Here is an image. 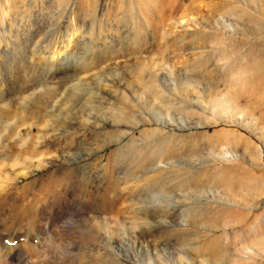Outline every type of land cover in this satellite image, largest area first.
Wrapping results in <instances>:
<instances>
[{
    "label": "rangeland",
    "instance_id": "rangeland-1",
    "mask_svg": "<svg viewBox=\"0 0 264 264\" xmlns=\"http://www.w3.org/2000/svg\"><path fill=\"white\" fill-rule=\"evenodd\" d=\"M7 52L0 264H264V0H0Z\"/></svg>",
    "mask_w": 264,
    "mask_h": 264
},
{
    "label": "bare ground",
    "instance_id": "bare-ground-1",
    "mask_svg": "<svg viewBox=\"0 0 264 264\" xmlns=\"http://www.w3.org/2000/svg\"><path fill=\"white\" fill-rule=\"evenodd\" d=\"M67 45V44H66ZM6 57H9V58H7V62H1V64L3 63V68H2V72H0V114L1 115H3V118L5 117V115H8L9 113H11L12 112V110H11V108L12 107H14V108H18V106L20 107V105H22V104H20L19 102H17L16 100H14V101H8V102H10V104H9V106H8V104L6 103V102H4V99H5V97L8 95H10V94H12V93H15V92H18L17 94H19V91H20V93L22 92V90H24L23 88H25L26 87V83H24L23 81H22V79H20V75H21V72H20V70H22L21 69V66L20 65H14L13 63L14 62H11V61H13L14 59H13V53H12V55H11V53L10 52H7L6 53ZM17 56V55H16ZM18 60V59H17ZM15 61V60H14ZM16 62V61H15ZM25 74V73H24ZM16 94V93H15ZM14 94V95H15ZM18 96V95H17ZM28 96V95H27ZM27 96H23V98L24 97H27ZM19 97H20V95H19ZM22 98V97H21ZM22 98V99H23ZM21 99V100H22ZM6 100V99H5ZM27 100V99H26ZM23 101H25V99H23L22 100V102ZM25 104H26V101L24 102ZM24 104V105H25ZM17 110V109H16ZM9 116H7V118H8ZM133 118V117H132ZM134 119V118H133ZM2 121H5V119L3 120L2 118H1V116H0V122H2ZM82 148V147H81ZM69 153V152H68ZM169 163V162H168ZM171 164V163H170ZM165 165H167V164H165ZM172 165V164H171ZM171 165H169L168 164V166L170 167ZM176 165V164H175ZM167 166V167H168ZM179 166V165H178ZM176 167V166H175ZM166 168V167H165ZM11 179V178H10ZM14 180V179H13ZM10 184V183H9ZM2 186H4V185H2ZM2 186H0V188L2 187ZM3 189V188H2ZM1 189V190H2ZM54 224L53 223H51V224H45L43 227H42V230L43 229H46V228H48V226L50 227V226H53ZM125 240V239H124ZM126 241V240H125ZM128 242V241H127ZM125 244H126V242H125ZM128 244V243H127ZM127 246V245H126ZM31 248V247H30ZM102 248V247H101ZM122 250V249H121ZM17 255L19 256V258H20V256H21V252L19 251V250H17ZM109 253H110V255L111 254H114L112 251L110 252L109 251ZM108 256V257H106V258H103L102 259V263L101 264H115V263H117V261L118 260H116L117 259V257L115 258V257H113V258H111L112 257V255L111 256ZM105 256V255H104ZM136 256V255H135ZM103 257V256H102ZM136 258H138V257H136ZM31 259V258H30ZM21 260V259H20ZM31 260H33V259H31ZM31 260H28V261H26L25 262V264H34L35 262L34 261H31ZM136 261V264H143V262L142 263H140L139 261H137V259H135ZM101 261V260H100ZM20 262V261H19ZM82 263V262H81ZM4 264H5V262H4ZM6 264H8V263H6ZM117 264H119V262L117 263ZM121 264V263H120ZM145 264V263H144ZM146 264H153V262L149 259L148 260V262L146 263Z\"/></svg>",
    "mask_w": 264,
    "mask_h": 264
},
{
    "label": "clouds",
    "instance_id": "clouds-1",
    "mask_svg": "<svg viewBox=\"0 0 264 264\" xmlns=\"http://www.w3.org/2000/svg\"><path fill=\"white\" fill-rule=\"evenodd\" d=\"M238 77L234 76L233 79H237Z\"/></svg>",
    "mask_w": 264,
    "mask_h": 264
}]
</instances>
